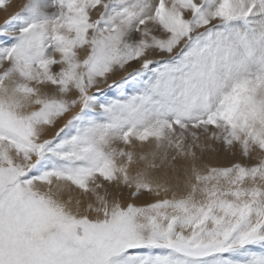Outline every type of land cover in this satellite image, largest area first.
Masks as SVG:
<instances>
[{
	"label": "snow or ice",
	"instance_id": "6c2138e0",
	"mask_svg": "<svg viewBox=\"0 0 264 264\" xmlns=\"http://www.w3.org/2000/svg\"><path fill=\"white\" fill-rule=\"evenodd\" d=\"M0 264H264V0H26L0 24Z\"/></svg>",
	"mask_w": 264,
	"mask_h": 264
},
{
	"label": "rangeland",
	"instance_id": "374dc122",
	"mask_svg": "<svg viewBox=\"0 0 264 264\" xmlns=\"http://www.w3.org/2000/svg\"><path fill=\"white\" fill-rule=\"evenodd\" d=\"M19 0H10V4H11V2L13 3V4H19V2H18ZM26 1H24L23 3H25ZM22 3V4H23ZM21 4V5H22ZM21 5H19V6H21ZM18 6V8H16L17 10L20 8ZM16 9L15 10H13L14 12H11L12 14L13 13H15L16 12ZM1 11H3V9H0V12ZM10 13V14H11ZM11 14V15H12ZM10 15H7V16H4V14H0V24H3L4 22H5V20L9 17ZM139 65L138 64H136V63H133L132 65H131V68H135V67H138ZM131 68L129 69V70H131ZM124 73L123 72H118L117 73V76H122ZM215 147H216V149L218 150V154H219V156H220V153H221V158L224 160V162L222 163V165H224V163H225V165L224 166H229L231 163H234L236 160H238V161H240V160H242V157L240 156V153H239V151H237L236 152V154L235 155H233L231 152H229V151H226L224 148H223V146H221V145H214ZM226 160V161H225ZM227 162V163H226ZM143 200V199H142Z\"/></svg>",
	"mask_w": 264,
	"mask_h": 264
},
{
	"label": "bare ground",
	"instance_id": "6f19581e",
	"mask_svg": "<svg viewBox=\"0 0 264 264\" xmlns=\"http://www.w3.org/2000/svg\"><path fill=\"white\" fill-rule=\"evenodd\" d=\"M24 1H26V0H19L18 1L19 4H13L11 2V4H9V7L6 10L1 11L0 14H4V16L11 15L12 14L11 12H14L13 10H15L16 8H18V6L21 5ZM18 10L16 9V11H18ZM60 123H63V122L61 121ZM55 130H56L55 128L51 129L50 132H49V135H51L52 133H54ZM220 156H221V153H220ZM220 156L218 154V150H216V151H208L204 155V162L207 163V164H209L210 166L223 167L225 165V163H224V165H222V163L224 162V160ZM236 161H238V160H236ZM140 199L141 200L142 199L144 200L145 197H141Z\"/></svg>",
	"mask_w": 264,
	"mask_h": 264
}]
</instances>
